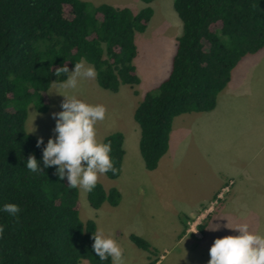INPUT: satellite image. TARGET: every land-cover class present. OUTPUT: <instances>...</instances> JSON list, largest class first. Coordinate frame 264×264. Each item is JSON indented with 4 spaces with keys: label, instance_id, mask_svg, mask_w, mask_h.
<instances>
[{
    "label": "trees",
    "instance_id": "obj_1",
    "mask_svg": "<svg viewBox=\"0 0 264 264\" xmlns=\"http://www.w3.org/2000/svg\"><path fill=\"white\" fill-rule=\"evenodd\" d=\"M173 5L182 32L171 69L133 112L140 127V154L149 170L169 148L174 118L214 109L233 68L264 47V0H174ZM153 13L151 5L133 12L127 6L86 0H0V205L20 207L17 217L0 211V264H80L82 259L111 264L110 258L101 261L92 251L97 224L81 219L78 188L58 177L56 165L39 173L25 167L29 154L41 158L44 146H37L39 136L27 135L28 105L47 111V90L53 80L65 78L56 77L55 68L66 63L70 70L81 59L93 65L105 89L116 92L122 84L140 83L135 36L146 29ZM103 141L111 142L115 168L106 174L116 178L125 154L124 134L115 130ZM87 197L95 208L105 201L115 206L121 192L98 181ZM179 217L182 235L191 217ZM129 237L148 251L147 264H160L159 250L145 237Z\"/></svg>",
    "mask_w": 264,
    "mask_h": 264
},
{
    "label": "rangeland",
    "instance_id": "obj_2",
    "mask_svg": "<svg viewBox=\"0 0 264 264\" xmlns=\"http://www.w3.org/2000/svg\"><path fill=\"white\" fill-rule=\"evenodd\" d=\"M86 1L93 5L110 3L118 7L127 6L133 12L145 5L153 7L154 13L146 29L136 32L135 36L137 55L134 63L141 78L140 83L134 86L122 84V89L114 92L101 87L95 76L93 79H82L76 89L68 90L89 103L105 105V118L95 125L99 140L100 133L105 135L113 127H121L128 118L136 124L140 133V127L133 116L134 108L147 91L153 90L168 75L177 37L182 32V21L174 8V0H154L148 4L143 0ZM84 62L93 66L86 60ZM225 88L222 99L217 101L218 112H202L203 115L211 116L205 125L186 121L181 125L180 134L173 133L176 135L173 142L178 144L173 147L176 157L169 161L168 172L163 177L157 179L154 171L144 167L138 142L133 145L130 140L129 143L126 134L125 170L116 178H110L104 173L98 179L105 188L120 187V203L114 206L105 201L95 208L89 203L88 191L78 188L81 219H94L97 227L114 234L124 249V264H145L146 255L149 254L131 241L129 233L144 236L156 247H165L166 251L158 252L157 263L160 264H206L214 238L235 231L224 226L223 220L226 219L233 218L230 222L233 225L246 222L251 230L264 234V47L255 53L246 54L238 62ZM49 99V108L45 112L29 104L25 123L28 131L34 120L36 128L32 134L42 136L45 142L55 135V118L51 113L60 110L63 96L49 92ZM113 111L115 114L112 115ZM196 113L199 112L183 113L175 117L172 128L181 116ZM114 115L121 121L124 119L123 123L116 120V126L108 124L106 120ZM174 130L177 132L178 128ZM124 131L127 133V130ZM253 158L261 159L253 162ZM253 169H257L261 177L256 191L258 193L253 198L259 200V208L255 210L250 205L247 216L239 213L235 217L233 214L230 216V211L238 208L230 210L229 205L224 206L214 213L211 232L204 239L197 240L196 246L192 248L187 246L186 241L177 238L180 213L192 209L194 202L205 200L220 179L234 175L236 170L249 172V177ZM240 177L242 180L246 178L245 175ZM232 184L233 180H228L208 204L210 207L193 213L187 222L188 233L196 232L197 236H202L198 225L205 224L211 214L219 209L231 191ZM226 185H229L228 189H224ZM80 264L90 263L82 259Z\"/></svg>",
    "mask_w": 264,
    "mask_h": 264
},
{
    "label": "clouds",
    "instance_id": "obj_3",
    "mask_svg": "<svg viewBox=\"0 0 264 264\" xmlns=\"http://www.w3.org/2000/svg\"><path fill=\"white\" fill-rule=\"evenodd\" d=\"M55 74L56 77L61 74L65 77L58 82L53 80L47 90L63 96L60 110L51 113L55 118V135L46 143L42 136L37 138L38 147L44 144L42 156L38 160L34 154H29L25 167L30 172L39 173L43 168L56 165V174L61 179L66 177L69 187L91 191L100 175L115 171L110 156L111 142L99 140L95 128L96 122L105 118L106 107L102 103L82 100L68 90L76 89L84 78H95L96 71L81 59L71 70L66 63L56 67ZM33 121L27 135L35 131ZM0 211L17 217L20 207L6 202L0 205ZM224 226L235 231L214 238L206 264H264V234L251 230L246 222L233 225L227 220ZM3 230L4 226L0 225V233ZM92 251L101 261L110 258L111 264H124V249L114 234L102 227L93 232Z\"/></svg>",
    "mask_w": 264,
    "mask_h": 264
},
{
    "label": "crops",
    "instance_id": "obj_4",
    "mask_svg": "<svg viewBox=\"0 0 264 264\" xmlns=\"http://www.w3.org/2000/svg\"><path fill=\"white\" fill-rule=\"evenodd\" d=\"M226 88H224L222 91L219 92L218 97H217V101H218V99L219 100L222 99V96L224 95V93L226 91L225 90ZM121 89H122V86H120V89L119 90H121ZM218 105H219V103H218ZM218 105L216 104V107L214 109L210 110L209 112L208 111H200L199 113L191 114L190 116H181V118H179L176 121L175 126H174V129H175V127H177L178 130L176 132L172 128L173 131L171 130L172 133H170L171 134L170 135V139H169L170 142H169V148H168L167 152L160 159L158 166L155 169L151 170V171H154V173L157 176V179L160 178V177H163V175L166 174V172H168V169H169V166H168L169 165V161H171L172 159L174 160L175 157H176V154H174V151H173V147H174L175 144L176 145H178V144L177 143H174L173 141H174V137L176 135L180 134L181 125H183L186 121H188V122H191L192 121L193 123H196V124L199 123L202 126L205 125L206 122H207V120L209 119L208 117H211V116L203 115L202 112H208L206 114L217 113L218 110H219L218 109ZM113 114H115V111L112 112V115ZM180 115H183V114H180ZM120 117H121V115H120ZM116 120H119L120 121V124H121V122L124 119H122V121H121L120 118L117 117V115H114L112 118L107 119L106 122L108 124H114L113 126H116L115 125L116 124ZM127 120L128 121L126 123L125 122L124 123L122 122L123 125L121 127L120 126L119 127H117V126L116 127H113L114 129H112L111 131L108 132V133H110V132L115 131V130H120L124 134L123 146H124V149H125V154H124V157H123V163H122L121 173H122L123 169L125 170V168H126V158H127V151H126V147H125V142H127L126 141V134H128L127 136H129V139H128L129 140V143H130V140H131V144H133V145H134L135 142H138V146H139V139H140V133L138 132V129H137L136 124H134V122L130 118H128ZM124 130H127V133H125ZM174 132L176 134L175 136L173 134ZM108 133H106L105 135H107ZM105 135H103L102 133H100V138H101L102 141H103V138H104ZM172 135H173V138H172ZM140 156H141V154H140ZM141 159H142V156H141ZM260 159L261 158H256V159L253 158L251 160L253 162L254 161L257 162V161H260ZM142 161H143V159H142ZM143 165H144V162H143ZM253 166H254V164H253ZM257 171H258L257 169H253V171L251 172V176L249 175V177H248L247 174L249 172H245L244 170L243 171L236 170V172L234 173V175H229L227 177H224V178L220 179V182L214 187V189L212 190L211 194L205 200L198 201V202H194V205L192 206V209H189L188 208L189 211L183 212V213L189 215L192 218L193 213H196L197 211H199V210H201L203 208L206 209V207H210L209 205H210L213 197L217 193V191L228 180H230V179L233 180V184L231 186V191L227 194L226 198L223 201V204L219 207V209L217 211H215V212H213V214H211V216L209 217L208 221L204 224V229L201 231L202 236L201 237L200 236H197L196 232H194L196 235L194 233H191V232L188 233V230L187 229H186V233H184V234L181 235V232L183 230V223L181 222L180 217H179V221H180L179 223H180V225H179V231L177 233V238L179 240L186 241L187 246H189L190 248H192V247L196 246L197 240L204 239L206 237V235L209 232H211L210 231V226H213V224H211V222H213V215H214V213H217L220 209L224 208V206L226 207V205H229L228 206L229 207L228 209H230V210H231V208H238V210H235V211L232 210V211H230V216H232V214L234 216L235 215H238L239 216V213H242V215L244 217L247 216V212H249L250 205L255 210L257 208H259V200L258 201H255L253 199L254 198V195L256 193H258L256 191H257V189L259 187V184L261 182L260 181L261 177L257 173ZM239 172H240V174H239ZM253 173H257V174H253ZM242 175H245L246 176V178H244L243 180L240 177ZM117 188L120 190V192H122L121 189H120V187H117ZM232 219L233 218L229 219L228 222L229 223L232 222ZM189 220H191V219H189ZM189 220L187 221L188 223H189ZM224 221L225 220H223V223L226 224L227 223V219H226L225 222ZM191 230L194 231L193 228ZM130 234L131 233H129V235ZM191 237H192V239H191ZM152 246L155 247V248H157L159 251H161V250L166 251V248L165 247H162V246L161 247H156L154 245H152ZM148 255L149 254L146 255V263L145 264H147V262H148Z\"/></svg>",
    "mask_w": 264,
    "mask_h": 264
},
{
    "label": "built area",
    "instance_id": "obj_5",
    "mask_svg": "<svg viewBox=\"0 0 264 264\" xmlns=\"http://www.w3.org/2000/svg\"><path fill=\"white\" fill-rule=\"evenodd\" d=\"M228 187H229V185H226V186L224 187V189H228ZM219 195L221 196V194H219ZM216 201H217V200H215V202H214V201H213V202L216 203Z\"/></svg>",
    "mask_w": 264,
    "mask_h": 264
}]
</instances>
